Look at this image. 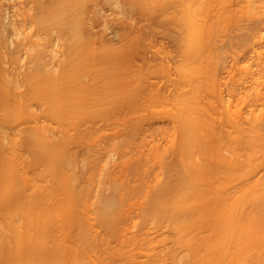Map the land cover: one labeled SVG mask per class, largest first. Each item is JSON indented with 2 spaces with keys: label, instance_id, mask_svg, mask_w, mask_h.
<instances>
[{
  "label": "rangeland",
  "instance_id": "rangeland-1",
  "mask_svg": "<svg viewBox=\"0 0 264 264\" xmlns=\"http://www.w3.org/2000/svg\"><path fill=\"white\" fill-rule=\"evenodd\" d=\"M188 1L198 5L202 0ZM188 1L73 0L68 8L76 16L73 37L61 25L37 23L50 0H0V67L9 71L25 68L21 54L28 45L20 44L21 34L33 30L45 43L47 66L53 63L58 77L55 151L71 157L75 165L56 168L57 233L62 232L69 212L79 218L87 212L84 198L67 186V175L77 176L79 185L87 183L89 175L95 185L99 167L107 163L117 177L124 175V193H128L126 187L133 190L123 197V215L114 232L96 228L99 242L89 244L81 254L86 264L96 261L92 254L100 264H156L160 252H177L175 235L164 222L137 226L132 222L139 219L137 214L146 204V191L160 169L159 160L174 161L173 144L179 138L175 114L182 103L188 100L199 109L200 121L209 125L210 138L220 141V147L231 130L226 115L213 109L214 90L228 82L227 71L229 85H236L240 66L256 62L251 44L258 40L256 34L264 35V0H203L204 14H197L195 24L203 35L199 51L183 19ZM253 29L259 31L253 35ZM247 30L256 35V41L246 40ZM61 60L65 62L58 66ZM184 67L193 75H184ZM114 143L122 152L110 159ZM120 156L127 160L126 173ZM213 157L196 170L194 188L203 191L205 205H212L218 192L227 188L224 167L218 162L221 158ZM135 230L140 236L133 238L130 232ZM64 243L73 245L69 237Z\"/></svg>",
  "mask_w": 264,
  "mask_h": 264
},
{
  "label": "bare ground",
  "instance_id": "bare-ground-1",
  "mask_svg": "<svg viewBox=\"0 0 264 264\" xmlns=\"http://www.w3.org/2000/svg\"><path fill=\"white\" fill-rule=\"evenodd\" d=\"M188 2L183 19L199 51L203 35L195 24L205 8L203 0L198 5ZM72 4L73 0H50L37 23L61 25L75 37L76 16L68 9ZM252 31L254 35L259 30ZM248 34L249 43L258 38L251 44L254 68L251 61L242 64L236 85H229L227 71L228 82L213 94V109L226 115L231 127L224 146L210 138L209 125L200 121L199 109L188 100L175 114L179 138L173 144L174 161L159 160L160 169L144 195L146 204L137 214L139 219L132 222L133 226L164 222L173 231L177 252H160L156 264H264V35ZM20 44L28 45L21 54L25 68L9 71L0 67V264H86L81 254L89 244L99 242L96 228L112 234L123 215L125 178L122 173L121 178L113 174L107 163L99 167L95 185L89 175L84 185L78 184L74 174L67 175V186L84 198L87 212L80 218L69 212L62 232L57 233L56 168L59 164L73 168L75 162L55 151L58 77L53 63L47 66L44 60L45 43L30 30L21 34ZM181 71L193 75L187 67ZM110 150V159L122 152L117 143ZM215 155L221 158L218 162L224 167L227 188L218 192L212 205H205L203 191L194 188L196 170ZM123 157L119 159L122 170L127 167ZM126 189V195L133 191ZM130 233L133 238L140 236L137 230ZM68 237L72 246L64 243ZM92 255L96 261L91 264H100Z\"/></svg>",
  "mask_w": 264,
  "mask_h": 264
}]
</instances>
